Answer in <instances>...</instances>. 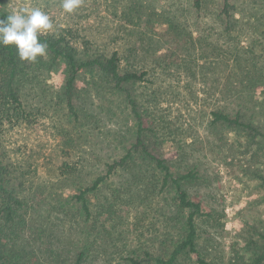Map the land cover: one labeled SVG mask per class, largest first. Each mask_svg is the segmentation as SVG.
I'll return each mask as SVG.
<instances>
[{"label":"trees","instance_id":"trees-1","mask_svg":"<svg viewBox=\"0 0 264 264\" xmlns=\"http://www.w3.org/2000/svg\"><path fill=\"white\" fill-rule=\"evenodd\" d=\"M6 3L7 0H0V19L9 12ZM43 3L47 10L56 5L53 0ZM87 6L83 1L64 26L55 25L51 19L54 32L40 39L48 45L53 60L66 65L68 77L62 98L73 122L82 119L76 101L78 79L83 73H94L124 95L137 124L135 141L124 157L102 162L95 169L99 173L88 182L82 181L83 176L86 169L95 165L90 166L88 160L81 158L72 161L73 148L66 151L67 159L58 172L61 179L75 184L76 193L53 199L54 212L62 215L58 222L36 224L24 191L29 179L25 176L30 172L10 161L4 145L5 135L29 120L18 80L33 63L21 61L14 47L0 46V264H187V260L210 264L199 244L198 224L212 214L206 212L202 199L190 191L191 184L199 180V173L166 157L164 148L177 143L180 134L168 114L159 108L163 100H197L198 96L190 90L183 99L179 94H169L166 88L161 90L156 74L175 84L185 78L186 88L201 85L206 99L225 101L226 106L210 114L214 125L242 128L264 138L263 131L244 122L254 93L258 89L264 91V80H255L246 72L250 59L238 47L243 44L233 22L234 3L221 0L214 18L222 28L215 39L214 33L205 31L197 36L174 16L162 21L138 1L92 0ZM193 7L199 13L204 11L201 0H195ZM98 8L117 22L113 33L108 25L96 32L79 20L85 17L77 18L85 9H89V18ZM194 26L200 27L197 23ZM231 65L240 74L228 73ZM140 85L151 86L148 97L137 92ZM235 105L238 113L232 115L230 107ZM179 149L180 154L185 150L183 146ZM121 172L128 174L129 182L104 194V188ZM138 188L165 194L172 215L167 218L165 234L135 242L129 238L132 229H126L129 209H124L127 206L122 200L129 196L133 200L137 193L133 190ZM252 264H264V252Z\"/></svg>","mask_w":264,"mask_h":264},{"label":"rangeland","instance_id":"rangeland-1","mask_svg":"<svg viewBox=\"0 0 264 264\" xmlns=\"http://www.w3.org/2000/svg\"><path fill=\"white\" fill-rule=\"evenodd\" d=\"M53 1L56 5L50 10L42 6L43 0H7L6 4L8 11L11 7L46 10L55 25L64 26L74 13H66L61 7L62 1ZM83 1L88 6L92 2ZM131 1H138L144 10L155 12L162 21L176 17L197 36L205 31L206 34L214 33L215 39L222 28L220 21L214 18L221 0H201L203 13L194 10L195 0ZM232 1L235 7L233 22L243 44L238 47L250 59L246 72L255 80H264V0ZM88 15L89 9H85L77 18L85 17L79 20L96 32L108 25L113 33L117 22L107 12L98 8L86 18ZM194 23L200 25L199 29ZM231 51H234L232 46ZM230 63H234L233 60ZM228 70L233 75L240 74L233 65ZM26 71L18 82L28 106L29 120L9 131L4 137V145L10 161L30 172L25 176L29 179L24 188L31 206L30 216L36 224L43 225L58 222L57 218L62 216L58 211L54 212L56 201L53 199H64L76 193L75 184L59 176L58 168L67 159L65 152L73 148L70 152L72 161L81 158L88 160L90 166L95 165L93 169H86L83 176L82 181L88 182L99 173L95 169L102 166V162L122 158L128 153L135 141L137 124L130 115L124 95L112 90L94 73H83L78 79L76 101L82 119L74 123L62 98L68 77L66 65L55 62L47 54ZM156 79L160 89H167L173 96L179 94L184 99L190 90L198 96L197 100H163L159 108L168 114V120L180 134L177 143L164 148L165 155L184 169L198 171L199 180L191 184L190 191L202 199L206 212L212 214L211 218L198 224L199 244L206 254V261L210 264H252L264 252V138L259 134L253 136L255 133H247L242 128L214 125L211 112L227 104L206 99L201 85H192L188 89L185 78L180 84L165 81L157 74ZM151 91L150 85H140L137 89L142 97H148ZM254 98L244 122L264 133V91L258 89ZM230 109L235 115L239 108L235 105ZM182 146L185 150L180 154ZM128 179L127 173H119L103 193L109 195L110 189L122 188ZM133 191L137 192L133 200L129 194V199L122 200L128 207L124 209H129L125 218L126 229H132L129 238L136 242L165 234V226L172 215L165 194L149 193L147 188ZM137 222H140L138 227ZM186 263L193 264L192 260Z\"/></svg>","mask_w":264,"mask_h":264},{"label":"clouds","instance_id":"clouds-1","mask_svg":"<svg viewBox=\"0 0 264 264\" xmlns=\"http://www.w3.org/2000/svg\"><path fill=\"white\" fill-rule=\"evenodd\" d=\"M83 0H62L66 13H73L82 6ZM55 26L50 16L38 7H11L6 18L0 19V46L14 47L23 62L35 63L48 54V45L41 41Z\"/></svg>","mask_w":264,"mask_h":264}]
</instances>
